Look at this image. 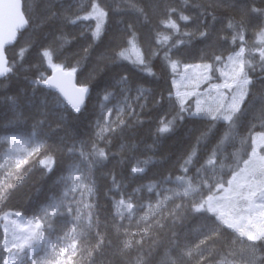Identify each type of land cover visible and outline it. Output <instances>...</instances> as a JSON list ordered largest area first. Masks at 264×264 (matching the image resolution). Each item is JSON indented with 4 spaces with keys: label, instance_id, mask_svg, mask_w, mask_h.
I'll return each instance as SVG.
<instances>
[{
    "label": "snow or ice",
    "instance_id": "obj_1",
    "mask_svg": "<svg viewBox=\"0 0 264 264\" xmlns=\"http://www.w3.org/2000/svg\"><path fill=\"white\" fill-rule=\"evenodd\" d=\"M56 4V0H44L40 9L22 10L21 0H0V159L5 160L0 164V205L24 187L33 171L51 181L31 217L0 210V264H84L85 254L88 264H103L109 253L119 258V264H156L158 257L159 264H264V131L254 135L251 131L257 125L264 128V3L222 0V7L239 16L227 18L221 29L232 33L231 43L238 50L233 48L227 57L223 52L209 56L210 45H206L200 59L211 62L183 64L182 71L180 58L189 54L191 39L197 33L203 41L213 37L214 25L201 21L207 11L191 16L182 7L168 5L160 13L162 19L152 40L141 51L137 22L125 19L144 15L136 4L118 7L110 0H88L86 6H79L77 0ZM44 8L47 14L40 16ZM113 14H118L121 27L107 44ZM212 19L224 24V19ZM178 21L185 28L195 23L196 31H182ZM49 23L54 25L51 39L39 46L35 64L24 63V58L36 43V35L19 47L15 58L9 55L6 44L12 47L26 32H38ZM70 26L78 27L79 32H66ZM249 29L255 36L252 42L245 39ZM78 38L85 39L86 46L64 56L65 61L79 57L74 65L53 63V57L60 59L62 49ZM216 40L220 41L219 35ZM87 60L93 61V67L80 79L82 62ZM154 60L160 62L163 75L152 70ZM129 61L135 76L125 68ZM47 69L52 75L45 74ZM169 69L172 79L167 95L161 91L157 100L155 86L166 80ZM214 79L222 82L213 83ZM204 83L208 87L201 92ZM189 87L191 91L181 90ZM90 108L95 119L81 126V116ZM145 124L151 144L142 137L139 143H132L131 137ZM245 127L249 135L240 138V143L248 159L228 151ZM182 128L187 143L175 164L184 175L175 179L160 175L147 185V193L144 184L129 191L125 181L130 186L145 178L135 174L147 176L146 169L138 165L152 163L140 160L139 155L155 154L167 137ZM117 139L124 142L114 153L111 149ZM213 139L215 144L209 150L207 145ZM101 142L104 147L99 146ZM132 161L137 166L129 169ZM109 164L124 171L103 172ZM225 168L231 173L228 179H224L228 175ZM84 169L89 174L95 169L105 179L111 177L106 198L108 194L120 197L115 208L122 220L131 223L133 212H144L135 222L136 232L120 224L118 231L124 229L121 236L105 234L102 206L84 201L85 193L94 191L84 184L89 178ZM210 169L213 175H207ZM217 170L223 175L215 174ZM77 172L81 174L75 175ZM112 186L119 191L113 192ZM111 204L103 211L105 216H111ZM124 211L129 217H124ZM58 219L63 223L58 225ZM193 221L200 222V227L190 228ZM156 232L162 234L159 241L153 238Z\"/></svg>",
    "mask_w": 264,
    "mask_h": 264
},
{
    "label": "trees",
    "instance_id": "obj_2",
    "mask_svg": "<svg viewBox=\"0 0 264 264\" xmlns=\"http://www.w3.org/2000/svg\"><path fill=\"white\" fill-rule=\"evenodd\" d=\"M66 2V0H56V6L58 7L60 3ZM111 3H113L114 6L118 7H127L129 4H136V7L139 9L144 10V15H127L125 16V19H127L129 22L135 20L137 22V27L139 28L138 35L141 37V39L137 42V46L141 51H145L147 48L149 42L152 40V36L157 31L156 24L159 22V19H162L160 16V13L162 10L167 7L168 5L176 6V7H182L185 9L184 14L191 15V16H198L201 12L207 11L208 15L207 17H201V21L203 22L204 19L207 20L209 24L214 25L213 31V37L211 41H203L202 38L197 33L189 42V54L186 58L181 57L182 60L181 65L183 64H193V63H210L211 60H201V50L205 48L206 45H210L208 48V54L209 56L212 55V53H215L216 55H220L221 52H223V55L226 57L230 51L235 48L238 50V47L232 45L231 43V35L232 33L230 31H222L221 29L226 27L227 24V18L235 16V13L230 11L229 9L222 7V0H187V3H184V0H110ZM260 3H264V0H259ZM22 3V10L25 7H28L29 9H40L43 7L44 0H21ZM88 3V0H77V4L79 6H86ZM90 10V9H89ZM48 9L44 8L43 11L40 12V16H43L47 14ZM85 13H80V15H84ZM118 14H113V20L111 22V27L109 29L108 37L106 38V43L111 44L112 40L110 37L113 35L115 31H117L121 26L119 23H117L116 19H119V17L116 18ZM215 16L218 19H224V24H220L216 21H213L212 17ZM25 18H27V13H25ZM175 19V17H173ZM236 19H239V16H235ZM39 19V17L37 18ZM92 26L94 27V22L92 21ZM178 23L181 24V30L184 32H195L196 31V25L195 23H189L188 26L185 28L184 23L178 21ZM54 25L49 23L45 25L42 29H40L38 32L35 33H28L26 32L23 34L18 40L17 44L14 46H9L6 49L9 50V55H11L13 58H15L16 51H19V47L22 46L24 43H26L28 40L31 39L33 35H36L38 38L36 40V43L33 44V46L29 49L28 53L26 54L24 58V63H33L35 64L37 60V52L40 45L46 43L49 39H51V34L53 30ZM160 31L163 30V26H161ZM201 31H204L203 28L200 29ZM66 32H70L73 35L77 34L79 32L78 27H68L65 29ZM164 34H169L167 32H164ZM173 35H179L178 33L173 32ZM19 35V33H18ZM219 35L220 41L217 42L216 37ZM187 40V37H183ZM227 38V43H223V41ZM69 39H71V36H69ZM245 39L252 42L255 40V36L252 34V29H249V31L245 35ZM87 41L83 38H78L76 41L73 42L71 46H68L65 50L62 49V53L60 54L61 58L56 59L55 56L53 57V63H65L66 66L71 67L75 63V59H79V57H69L68 61L64 60V56H68L69 53L76 52L79 48L86 46ZM238 44V42H237ZM127 47V46H126ZM159 55L162 57L163 52H160ZM258 55V54H257ZM153 71L157 73V75H163V69L161 67V64L159 61L154 60L153 61ZM83 69L78 74L80 79H83L85 76L88 75V73L91 71L93 67V61L87 60L82 62ZM45 67H47L45 65ZM125 68L135 76L134 70L131 69V62H126ZM44 71V69H42ZM259 71V69H257ZM50 72V69H47L45 72L46 75ZM169 75L167 76L166 80L161 79L155 87L157 88V95L155 99H159V93L161 91L164 92V95H167V92L165 91L171 83V70H168ZM22 79V78H21ZM146 87H153L152 85H146ZM94 90L97 88V85H93ZM151 107V105H150ZM126 118V117H125ZM95 119V112L93 109L90 108L88 112L83 114L80 119L81 126L86 127L89 120ZM112 119H115V115H113ZM144 119V117H142ZM188 127H191V125H188ZM149 125L145 124L143 128H141L135 136L131 137L132 143H139L140 138L142 137L143 140L149 144H151V138L148 135L149 131ZM186 129L182 128L180 129L175 135L167 137L163 141L162 148L156 152L155 154L148 152L144 153L142 155H139L140 160H151L152 163L149 165L139 164V167H143L146 169L147 176H145V173H138L135 174L137 177H145L144 179H137L134 181L130 186L128 185V182L125 181V186L128 187V190L131 191L132 189L138 188L140 184H144L145 187V193H147V185L150 182H154L156 179L159 178L160 175L164 176H171L173 179L178 176L184 175L183 172L180 170V167L175 164L176 158L180 155V152L182 151L184 145L187 143V141L184 138V132ZM249 128L245 127L241 129L238 133V137L236 139L235 147L234 148H228L229 152L232 153H239L240 157L242 159L246 158V155H244V149L240 143V138L247 137L249 135ZM252 134L264 131V128L257 127L255 129H252ZM124 141H119L118 139L113 141L112 146V152H117L119 150V144ZM215 144L214 139L210 140L209 144L207 145L208 149L210 150L213 145ZM100 147H104V143L101 142L99 144ZM250 147L247 148V152H249ZM3 150H0V155L2 154ZM205 159L207 157L205 156ZM159 161V163H157ZM228 163L231 165L234 163V161H228ZM136 165V161H132L128 167L129 169ZM78 167H83L78 164ZM191 167V166H189ZM196 168H199V164L196 165ZM109 169H113L114 172L120 173L124 171L123 168H114L113 164H109L108 168L103 169V172H108ZM193 170L192 172H189L187 174L188 178H191L194 174ZM223 172H228V169L225 168ZM223 172L220 170H217L215 174L217 175H223ZM84 174L88 175V179L85 180V185H89L94 188V191L91 195L88 193H85L84 195V201L86 203H92L95 205L96 203H99L102 206V214L100 216V219L105 224L104 232L105 234L111 235L112 238H115L117 236H121L124 229H119L118 226L120 224H124L126 228H128L131 232H136L137 228L135 227V222L139 220L140 216L144 215V212H133L131 214V223L128 219H121L119 215L116 213L115 208V200H118L120 197L116 196L113 198L111 194L107 195L106 193L108 191V187L110 185L111 177H108L105 179V177L99 173L96 172L95 169H93L92 173L89 174L87 172V169H84ZM204 175V173H201ZM207 175H213L212 170L210 169ZM231 173L228 172V175L224 176V179H228L230 177ZM27 182L24 184V187L21 188L18 192L15 193L14 196L10 197L8 200L4 202V204L0 205V210L3 212L7 211H19L22 212L25 216L31 217L32 216V209L37 207L40 201L43 199V194L48 191V188L51 184V181L42 180L39 173L33 171V173L26 178ZM94 182V183H91ZM113 192L119 191L117 186H112ZM164 187L168 188H174V185H164ZM37 189H40L41 191H37ZM156 191H160L157 189ZM165 195H171V193H165ZM79 198V196L77 197ZM112 201L111 204V216H115L116 219L113 221L111 219V216H105L103 214V211H106L109 209V202ZM148 201H145L147 203ZM156 202L155 198L151 200V203L154 205ZM179 203L180 201H176ZM136 202L133 201V205L135 207ZM165 207H170V205L165 204ZM124 217H129V213L127 211L123 212ZM167 215V213H165ZM54 219H56L54 217ZM63 220L58 219V225L62 224ZM163 223V221H161ZM190 228L197 229L200 227V222L193 221L190 225ZM0 238H2V226H0ZM138 238V237H137ZM153 238H155L157 241H159L162 238V234L159 232L154 233ZM54 239V237H53ZM147 239L148 244L152 243V239ZM237 248H239V245H236ZM147 250V249H146ZM43 253L41 252V255ZM163 255V250H161V256ZM84 264H88L87 261V255L82 258ZM159 257L156 260V264H159ZM175 259V257H173ZM109 262H112V264H119V258L113 257L111 253H109L103 260V264H109Z\"/></svg>",
    "mask_w": 264,
    "mask_h": 264
},
{
    "label": "rangeland",
    "instance_id": "obj_3",
    "mask_svg": "<svg viewBox=\"0 0 264 264\" xmlns=\"http://www.w3.org/2000/svg\"><path fill=\"white\" fill-rule=\"evenodd\" d=\"M93 22H94V25H95V21L93 20ZM139 48V47H138ZM126 55H127V53H126ZM227 57V56H226ZM133 58H135L134 56H133ZM195 64H201V63H193V65H195ZM183 70V65H181V68H180V71H182ZM216 76L217 77H219V73L217 72L216 73ZM213 83H221L222 81L221 80H219V79H214L213 81H212ZM208 87V84L207 83H204V84H201L200 85V91L201 92H203L204 91V89L205 88H207ZM182 91H185V90H187V91H191L192 89H191V87H189V88H187V89H184V88H182L181 89ZM3 153V152H2ZM249 154L251 153V148H250V150H249V152H248ZM262 154H264V153H262ZM2 155V154H1ZM244 159H248V156L246 155V158H244ZM3 163H5V160H3V159H0V164H3ZM242 166V165H241ZM81 173L80 172H77V173H75V175H80ZM230 178V177H229ZM84 184H85V181H84ZM77 197L79 196V192H77ZM49 211H52V209H48ZM240 264H242V262H240Z\"/></svg>",
    "mask_w": 264,
    "mask_h": 264
},
{
    "label": "water",
    "instance_id": "obj_4",
    "mask_svg": "<svg viewBox=\"0 0 264 264\" xmlns=\"http://www.w3.org/2000/svg\"><path fill=\"white\" fill-rule=\"evenodd\" d=\"M4 31H5V39H7V35H6V32H7V29H6V25H5V28H4ZM10 45L9 44H6L5 47H9ZM52 75V71H50L49 73V76ZM75 82V81H74Z\"/></svg>",
    "mask_w": 264,
    "mask_h": 264
}]
</instances>
